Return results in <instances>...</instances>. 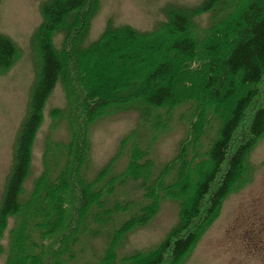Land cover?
<instances>
[{
  "label": "trees",
  "instance_id": "trees-1",
  "mask_svg": "<svg viewBox=\"0 0 264 264\" xmlns=\"http://www.w3.org/2000/svg\"><path fill=\"white\" fill-rule=\"evenodd\" d=\"M98 6V0H45L39 5L41 22L30 38L36 56L34 79L0 199V240L10 219L13 223L5 264H181L217 216L225 196L250 178L248 154L264 134V0H204L195 10L169 7V18L159 31L178 33L181 38L171 42L164 61L154 66L146 79H133L135 75L128 74L115 89L95 84L97 88L109 87L103 91L105 96L91 87L83 56L98 53L97 48L103 44L104 51L110 49L121 36L138 42L159 35L107 26L93 44L83 49L85 33ZM202 13L215 21L208 32L195 38L189 28L194 15ZM225 26L230 36L224 33L227 47L222 50L214 35ZM56 34L62 35L61 44L68 46L70 54L53 45ZM197 45L204 63L199 75L203 76L202 95L190 93L194 97L186 102H190L188 110L193 120L205 111L214 119L211 124H207L208 119L203 121L201 130L190 127L176 157L156 170L149 159L150 146L161 132L155 131L148 111L167 108L179 98L172 91L173 81L183 62L187 67L195 64ZM17 54L15 44L0 33V73L14 64ZM68 57L77 60L74 64L80 70L76 68L81 88L77 109L82 117L77 120L80 126L114 108L137 109L140 126L147 128L148 137L131 131L124 141H128V150L123 151L127 153L124 169L114 174L99 173L89 180L85 177L87 162L82 145H73L74 141L55 144L51 152L48 143L42 172L31 191L25 193L23 186L42 111L69 69ZM209 103L212 105L206 110L198 108ZM214 105H225V113ZM68 123L71 127L72 122ZM72 147L75 153L67 159ZM164 199L179 206L177 225L171 233L157 250L121 255L120 248L129 233L147 223ZM102 239H106L105 247L98 252L97 243L102 244ZM3 250L0 243V254Z\"/></svg>",
  "mask_w": 264,
  "mask_h": 264
},
{
  "label": "rangeland",
  "instance_id": "rangeland-1",
  "mask_svg": "<svg viewBox=\"0 0 264 264\" xmlns=\"http://www.w3.org/2000/svg\"><path fill=\"white\" fill-rule=\"evenodd\" d=\"M43 1L45 0H0V33L7 36L18 50L14 64L0 73V199L12 162L15 137L25 116L34 79L36 56L30 38L41 22L39 5ZM203 1L98 0L99 6L91 17L89 30L86 31L82 42L83 49L93 44L107 26L129 27L142 33H155L159 37L152 40L153 36H148L135 42L121 36L107 49L108 51L103 50V44L97 48L98 53L84 55L82 59L87 66L85 73L91 77V87L98 89L97 92L105 96V88H117L128 74L135 75L133 79H146L150 70L164 61L171 42L181 38L178 33L170 35L164 30L159 31L162 23L169 18L167 9L171 7L175 10H195ZM214 21L215 18H210L207 13L195 14L194 24L191 22L189 32L199 38L201 33L209 31L206 30ZM227 28L225 26L220 34L214 35L222 50L227 47L224 33L227 32L228 38L230 36ZM61 40L62 35L56 34L53 37V45L58 49L65 48L66 53L70 54L68 46H63ZM193 57L195 64L191 63L187 67L183 62L178 77L173 81L172 91L177 95L176 99L179 98L167 105V108H151L148 111L150 119H153L155 131L161 132L156 142L150 146L149 159L153 160L156 170H161L176 157L190 127L191 130L194 127L201 130L205 125L202 124L203 121L208 119L207 124H211L214 119L205 111L202 116L193 120L192 113L188 110L190 102L186 100L194 97L190 93L202 95L203 76L199 75L204 69V63L201 60L199 45ZM72 59L67 58L69 69L65 70L61 81L44 105L42 122L32 143L29 173L23 186L25 193L31 191L34 181L42 172V159L48 143L51 152V147L55 144L63 145L74 141L73 145H82L84 161L87 162L85 177L89 180L99 173L121 172L127 164V153H123L128 150V141L124 142L127 135L133 130H138L144 138L147 133V128L140 126V111L125 107L114 108L112 112L80 126L77 120L79 117L82 120V117L77 109L80 106L78 99H81V88L76 73L79 66H75L74 62L77 60ZM95 84H105L109 87L97 88ZM136 93L138 94V90ZM180 96L183 100H179ZM211 105H200L198 108L206 110ZM214 106L220 110L222 108L225 113V105L224 108ZM62 113L60 118L56 116ZM67 117L72 122L71 127ZM74 153L72 147L67 159H71ZM247 161L251 169L250 178L225 196L217 216L203 230L181 264H264V134L255 142ZM178 211V203L173 200L164 199L159 202L156 214L147 223L129 233L119 253L123 255L157 250L177 225ZM12 225L10 219L0 240L4 249L3 254H0V264H5L9 230ZM105 243L106 239H102V244L97 243L98 252L103 250Z\"/></svg>",
  "mask_w": 264,
  "mask_h": 264
}]
</instances>
